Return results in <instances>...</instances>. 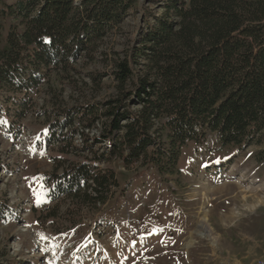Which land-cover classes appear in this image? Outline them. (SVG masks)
Returning a JSON list of instances; mask_svg holds the SVG:
<instances>
[{"label":"rangeland","instance_id":"obj_1","mask_svg":"<svg viewBox=\"0 0 264 264\" xmlns=\"http://www.w3.org/2000/svg\"><path fill=\"white\" fill-rule=\"evenodd\" d=\"M135 1L78 62L27 65L0 86V264L264 262V160L256 156L264 143L224 147L207 131L182 150L174 174L110 156L119 148L102 139L110 122L103 105L121 94L117 64L139 54L145 21L169 3ZM17 2L0 0V10ZM13 24L0 17L5 38ZM135 59L142 77L147 64ZM134 88L132 81L125 91ZM81 165L113 172L118 186L99 196L103 203L85 194L50 198L58 178Z\"/></svg>","mask_w":264,"mask_h":264},{"label":"trees","instance_id":"obj_2","mask_svg":"<svg viewBox=\"0 0 264 264\" xmlns=\"http://www.w3.org/2000/svg\"><path fill=\"white\" fill-rule=\"evenodd\" d=\"M17 1L0 10V17L18 22L6 38L0 30V86L22 75L27 65L48 70L78 62L136 4ZM168 1L145 21L139 54L117 64L121 94L103 105L110 122L102 139L113 146L117 141L119 148L110 156L119 152L128 165L145 160L162 174H174L182 150L201 144L207 131L218 133L224 147L264 143V0ZM136 57L147 64L142 77L135 71ZM132 81L135 88L126 92ZM256 156L264 160V147ZM93 170L88 165L71 169L58 178L50 198L85 194L103 203L99 196L118 186V178Z\"/></svg>","mask_w":264,"mask_h":264},{"label":"bare ground","instance_id":"obj_3","mask_svg":"<svg viewBox=\"0 0 264 264\" xmlns=\"http://www.w3.org/2000/svg\"><path fill=\"white\" fill-rule=\"evenodd\" d=\"M203 228H204V226H203ZM208 235L212 237L213 236V231L209 229Z\"/></svg>","mask_w":264,"mask_h":264},{"label":"built area","instance_id":"obj_4","mask_svg":"<svg viewBox=\"0 0 264 264\" xmlns=\"http://www.w3.org/2000/svg\"><path fill=\"white\" fill-rule=\"evenodd\" d=\"M262 264H264V262H262Z\"/></svg>","mask_w":264,"mask_h":264}]
</instances>
